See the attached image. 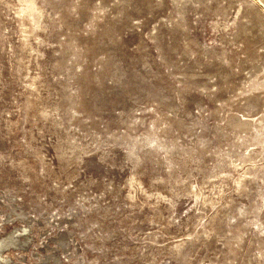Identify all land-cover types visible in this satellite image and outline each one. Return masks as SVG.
Returning a JSON list of instances; mask_svg holds the SVG:
<instances>
[{
    "label": "rangeland",
    "instance_id": "rangeland-1",
    "mask_svg": "<svg viewBox=\"0 0 264 264\" xmlns=\"http://www.w3.org/2000/svg\"><path fill=\"white\" fill-rule=\"evenodd\" d=\"M0 264H264V0H0Z\"/></svg>",
    "mask_w": 264,
    "mask_h": 264
}]
</instances>
